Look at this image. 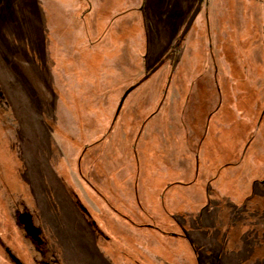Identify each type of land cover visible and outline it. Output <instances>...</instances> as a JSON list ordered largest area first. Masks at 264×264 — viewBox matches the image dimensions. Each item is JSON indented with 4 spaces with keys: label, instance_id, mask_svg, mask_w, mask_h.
Masks as SVG:
<instances>
[{
    "label": "rangeland",
    "instance_id": "374dc122",
    "mask_svg": "<svg viewBox=\"0 0 264 264\" xmlns=\"http://www.w3.org/2000/svg\"><path fill=\"white\" fill-rule=\"evenodd\" d=\"M15 260L264 264V0H0Z\"/></svg>",
    "mask_w": 264,
    "mask_h": 264
},
{
    "label": "crops",
    "instance_id": "0c3cea01",
    "mask_svg": "<svg viewBox=\"0 0 264 264\" xmlns=\"http://www.w3.org/2000/svg\"><path fill=\"white\" fill-rule=\"evenodd\" d=\"M214 114H215V113H214ZM215 124H220V123H219L218 121H216ZM203 132H205V131H203Z\"/></svg>",
    "mask_w": 264,
    "mask_h": 264
},
{
    "label": "water",
    "instance_id": "95a60500",
    "mask_svg": "<svg viewBox=\"0 0 264 264\" xmlns=\"http://www.w3.org/2000/svg\"><path fill=\"white\" fill-rule=\"evenodd\" d=\"M17 264H21L20 262H18L17 260H15Z\"/></svg>",
    "mask_w": 264,
    "mask_h": 264
}]
</instances>
